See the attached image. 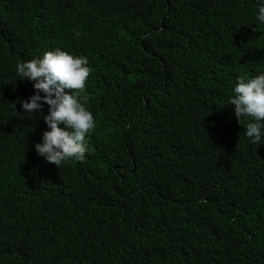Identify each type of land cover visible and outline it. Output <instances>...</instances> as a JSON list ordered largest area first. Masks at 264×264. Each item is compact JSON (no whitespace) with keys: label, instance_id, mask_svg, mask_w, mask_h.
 <instances>
[{"label":"trees","instance_id":"obj_1","mask_svg":"<svg viewBox=\"0 0 264 264\" xmlns=\"http://www.w3.org/2000/svg\"><path fill=\"white\" fill-rule=\"evenodd\" d=\"M261 2L0 0V264H264V137L229 104L264 71ZM57 48L95 120L61 168L15 72Z\"/></svg>","mask_w":264,"mask_h":264},{"label":"clouds","instance_id":"obj_2","mask_svg":"<svg viewBox=\"0 0 264 264\" xmlns=\"http://www.w3.org/2000/svg\"><path fill=\"white\" fill-rule=\"evenodd\" d=\"M255 21L258 26L264 24V0ZM15 72L19 79L33 82L35 89L33 95L20 101L24 113H37L48 105L46 113L41 111L40 121L33 125L44 131L41 141L35 144L37 154L59 168L70 159L83 162L89 151L86 135L95 128L93 113L86 108V97L82 95L90 74L88 59L57 48L42 57L17 62ZM232 92L229 104L234 105L238 123L243 124L242 118L249 120L245 137L260 145L264 137V71L248 79L238 77Z\"/></svg>","mask_w":264,"mask_h":264}]
</instances>
